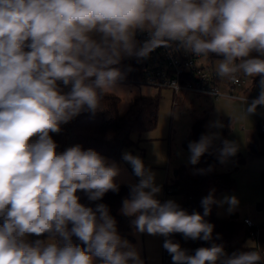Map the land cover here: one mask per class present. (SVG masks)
<instances>
[{
    "label": "clouds",
    "instance_id": "clouds-1",
    "mask_svg": "<svg viewBox=\"0 0 264 264\" xmlns=\"http://www.w3.org/2000/svg\"><path fill=\"white\" fill-rule=\"evenodd\" d=\"M137 31L149 36L139 46ZM172 42L195 56H223L220 78L259 75L260 94L246 113L264 106V0H0V264H93L94 257L101 264H143L118 234L109 207L85 206L77 196L83 191L98 201L109 191L118 193L116 163L80 145L57 152L50 133L84 110L95 114L103 94L118 91L122 60L147 58ZM60 82L70 91L64 93ZM222 127L219 120L209 125ZM219 139V132L209 131L190 141L189 163L198 164L211 150L221 163L234 156L238 146L224 139L216 148ZM122 159L139 182L129 184L120 211L133 217L137 232L165 237L173 264L262 260L255 250L229 256L216 243L188 254L170 235L212 241L214 225L204 218L214 204L227 203L231 213L237 198L217 201L212 189L201 200L203 215L189 214L174 200L156 198L161 187L140 157L125 152ZM44 234L47 240L27 239ZM72 236L86 247L73 244ZM245 247L256 245L248 241Z\"/></svg>",
    "mask_w": 264,
    "mask_h": 264
},
{
    "label": "rangeland",
    "instance_id": "rangeland-1",
    "mask_svg": "<svg viewBox=\"0 0 264 264\" xmlns=\"http://www.w3.org/2000/svg\"><path fill=\"white\" fill-rule=\"evenodd\" d=\"M258 53L252 52L251 56L255 57ZM262 58V57H260ZM223 56L217 55L213 59L204 61L205 67L212 73L217 72V66ZM239 76L243 80V85H240L235 90V95L244 96L246 98H255L260 94V76L246 77L242 73ZM224 82L223 91H228L226 86L228 78H222ZM116 92L106 93L116 95L120 98V110L127 107L134 98L138 96H156L160 98V109L158 123L155 130L144 133L141 137L134 135L133 139L138 142L137 145L126 149L125 152L138 156L144 162L145 167L149 168L155 174V183L161 187V192L157 195L160 201L174 200L181 208L186 204L187 197L175 191L166 195V185H172L174 181V173L181 166H185L194 174L193 165L189 163L188 148H184L182 141L190 131L192 123L207 115L206 129L207 131L219 132L220 139L216 142L227 139L234 142L238 146V151L234 156L229 157L226 162L222 163L221 171L231 173L236 180L235 188L232 191L223 192L220 196V201H223L225 196H235L238 200V205L234 211L229 213V205L227 203L220 204L218 215L220 218L226 216V219H231L232 215L237 214L238 221L243 222L247 218L252 224L257 227L258 233L255 237L248 236L246 241H253L264 248V194L261 186V175L258 168H264V141L262 146L256 147L258 153L253 152L254 162L250 160L240 161V154L245 159L244 144L241 137V132H247L252 123L253 130L257 138L264 134H260L259 125L257 124L258 117H264V108L257 106L256 112L246 113L247 107L251 102L243 103L233 99H212L197 96L181 94L180 101L176 108H173V93L169 89L157 90L150 86L139 85L130 82H117ZM219 120L222 128H209L210 123ZM235 125H234V124ZM234 128V129H233ZM234 130V131H232ZM151 133V134H150ZM260 134V135H259ZM119 168V175L115 178V182L120 185H129L138 183L139 178L134 175L133 169L123 159L115 162ZM244 165V166H243ZM219 172V170H218ZM262 206V210H259ZM122 208V207H121ZM121 210V209H120ZM119 210V213L121 211ZM123 215V214H122ZM33 235L27 237L31 240ZM126 239L138 252L143 264H162L163 251V236L150 235L148 233H139L135 231L131 237L120 236ZM182 248L186 247L181 240L177 241ZM227 254V251H225ZM93 264H101L98 257L93 258ZM131 264V261L129 262Z\"/></svg>",
    "mask_w": 264,
    "mask_h": 264
},
{
    "label": "trees",
    "instance_id": "trees-1",
    "mask_svg": "<svg viewBox=\"0 0 264 264\" xmlns=\"http://www.w3.org/2000/svg\"><path fill=\"white\" fill-rule=\"evenodd\" d=\"M209 57L213 59L215 53H210ZM118 67L123 73V78L118 80V82L138 84V80L141 79V72L140 63L137 58H125ZM59 86L64 93L70 91V86ZM119 104L120 98L118 96L105 93L101 99V107L95 114L84 110L68 123L61 124L58 133H50V136L57 144V152L62 153L69 147L80 145L82 150H95L110 163L121 160L123 152L126 149L138 144V140L135 141L133 139L135 134L141 137L142 134L156 129L160 98L158 95L138 96L130 102L124 111L120 110ZM206 121L207 117H202L192 123L188 135L182 141L184 148H188L190 141H198L202 134L207 133L205 128ZM221 146L222 141L215 142L216 148ZM218 165V153L215 150H211L200 158L198 164L193 165L194 174L185 166H181L176 170L177 174L174 175V181L170 187L173 193L178 191L187 197V202L183 206V209L189 214L195 211L203 215L201 200L209 194L210 190L215 189L214 196L219 201V197L223 192L235 188L236 181L230 174L218 172ZM209 166H212V170L204 174L196 171L197 169L206 170ZM261 183L264 194V174L262 175ZM118 185V193L109 191L98 201L88 200L83 191H78L77 196L80 198L79 202L88 207L95 208L97 204H106L109 207V214L116 220L118 234L120 236L131 237L136 231L131 224L133 217H126L119 213L123 199L129 197V185ZM219 206L220 204L212 205L210 215L204 218L207 222L214 225L213 240L205 241L206 246L202 244L204 240H186L183 234L175 233L176 238L185 243L188 254L194 255L196 249L210 247L212 243L223 245L224 251H227V255L229 256L234 252L253 251V249L244 247L245 239L250 236L251 230L246 228L244 222L236 219L222 220L218 218ZM68 227L70 229L72 225L69 224ZM217 236H219L218 239ZM36 239L47 240L48 234L40 237L33 235L29 241ZM60 243L62 245L63 241L60 240ZM72 243L82 248L86 247L75 236H72Z\"/></svg>",
    "mask_w": 264,
    "mask_h": 264
},
{
    "label": "built area",
    "instance_id": "built-area-1",
    "mask_svg": "<svg viewBox=\"0 0 264 264\" xmlns=\"http://www.w3.org/2000/svg\"><path fill=\"white\" fill-rule=\"evenodd\" d=\"M148 38L147 32L137 31L135 36L138 46ZM208 58L210 59L209 56H195V54L179 48L177 42H172L171 46L158 47L147 58L138 60L140 63L141 79L137 83L157 90H171L173 93V108L178 106L180 96L183 93L209 98L213 101L223 98L246 103L258 98L259 95L255 98L245 97V100H243L244 96L235 95L236 88L243 85V80L239 74H237L235 81L228 78L226 83L228 91L224 92L223 79L218 77L216 73L208 71L205 67L204 61ZM59 85H63L62 82ZM259 107L264 108V106ZM258 127L259 131L264 133V121ZM165 189L166 195L173 193L169 185H166ZM161 202L163 203L164 201ZM243 222L246 228L251 230L250 236L255 237L259 229L248 219H245ZM169 238L173 242L178 243L175 233L171 234ZM165 239L163 237V243ZM182 249L186 250V247ZM253 250L258 251L262 257V260L258 264H264V249L257 248ZM162 264H173L171 255L164 248L162 251Z\"/></svg>",
    "mask_w": 264,
    "mask_h": 264
},
{
    "label": "crops",
    "instance_id": "crops-1",
    "mask_svg": "<svg viewBox=\"0 0 264 264\" xmlns=\"http://www.w3.org/2000/svg\"><path fill=\"white\" fill-rule=\"evenodd\" d=\"M131 102V101H130ZM247 103V102H246ZM127 108V107H126ZM125 107H123L122 108V110L121 111H124L125 109H126ZM202 117H207L208 118V116L207 115H205V116H202ZM201 117V118H202ZM257 124L258 125H260V123H262L263 121H264V117L262 116H260V117H258L257 118ZM234 124V123H233ZM235 125V124H234ZM250 128L249 129H251V130H248L247 132H241V137H242V141H243V144H244V153H245V159L244 158H242V157H240V156H242L241 154H240V156H239V158H240V161H242V159H243V162H244V160L246 161V160H250L251 158H253L254 157V154H253V152H256V153H258V151L259 150H257L256 149V147L257 148H259L260 147V145L262 146V142L264 141V139L263 138H257L256 137V134H255V131L253 130V126H252V123H250ZM205 128H206V125H205ZM234 129V128H233ZM207 130V129H206ZM232 131H234V130H232ZM189 133V132H188ZM207 133H208V131H207ZM151 134V133H150ZM260 134H261V132H260ZM259 134V135H260ZM262 134H264V133H262ZM188 135V134H187ZM186 135V136H187ZM186 136H185V138H186ZM261 137H264V135H262ZM184 138V139H185ZM183 139V140H184ZM254 158H256V157H254ZM252 161H253V159H251ZM253 163H255V164H257L256 162H254L253 161ZM222 166H223V164L220 162V160H219V165H218V170H219V172H222L221 171V168H222ZM244 166V165H243ZM258 170V172H261V173H263L264 174V168H258L257 169ZM224 173V172H223ZM228 174H230L231 175V177L233 178V176H232V174L231 173H228ZM262 174V175H263ZM262 175H261V178H262ZM234 180H235V178H233ZM261 180V179H260ZM236 181V180H235ZM118 184V183H117ZM261 186H262V183H261ZM233 190V189H232ZM232 190H230V191H232ZM263 191V190H262ZM225 192H227V191H225ZM221 196V195H220ZM219 201H220V197H219ZM259 207H261V210H262V206H259ZM219 211V210H218ZM234 215V214H233ZM232 215V216H233ZM218 218H220L219 217V215H218ZM236 218H238V216L236 217ZM220 219H222V220H228V219H226V216H224V217H222V218H220ZM232 220H233V218H231ZM245 219H247V218H244L243 219V221L245 220ZM235 220V219H234ZM241 222V221H240ZM256 241V243H255V245H256V247L254 248V249H264V248H262L259 244H258V242H257V239L255 240ZM246 243H247V241H246V239H245V242H244V247H245V245H246ZM245 248H247V249H253V248H248V247H245ZM220 262L218 261L217 262V264H219Z\"/></svg>",
    "mask_w": 264,
    "mask_h": 264
},
{
    "label": "water",
    "instance_id": "water-1",
    "mask_svg": "<svg viewBox=\"0 0 264 264\" xmlns=\"http://www.w3.org/2000/svg\"><path fill=\"white\" fill-rule=\"evenodd\" d=\"M176 174H177V172L175 171L174 175H176ZM259 210H261V207H259ZM237 216H238V215L235 214V215H233L231 218L235 219ZM202 244H203L204 246H206V242H205V241H202Z\"/></svg>",
    "mask_w": 264,
    "mask_h": 264
}]
</instances>
